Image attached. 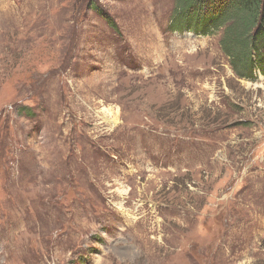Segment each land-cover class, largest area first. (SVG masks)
Returning a JSON list of instances; mask_svg holds the SVG:
<instances>
[{"label": "rangeland", "instance_id": "1", "mask_svg": "<svg viewBox=\"0 0 264 264\" xmlns=\"http://www.w3.org/2000/svg\"><path fill=\"white\" fill-rule=\"evenodd\" d=\"M185 1L0 0V264H264V45Z\"/></svg>", "mask_w": 264, "mask_h": 264}, {"label": "trees", "instance_id": "2", "mask_svg": "<svg viewBox=\"0 0 264 264\" xmlns=\"http://www.w3.org/2000/svg\"><path fill=\"white\" fill-rule=\"evenodd\" d=\"M185 4L187 9L179 14L181 17H178V23L187 24L190 30L200 34H207L214 27L213 21L210 20L207 27L202 29L201 26L207 21L198 17L200 21L197 22L193 16H201L207 12L219 14L217 22L230 15L235 18L234 27L230 28L225 41L226 49L231 50L230 56L240 62L242 69L247 71L246 74L252 72L255 62L261 57V47L264 45V0H188ZM92 7L98 14L105 15L97 4ZM236 49V55L231 54ZM261 62L264 64V58H261Z\"/></svg>", "mask_w": 264, "mask_h": 264}]
</instances>
